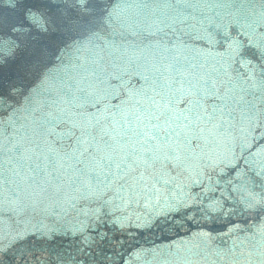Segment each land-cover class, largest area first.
Wrapping results in <instances>:
<instances>
[{
    "label": "snow or ice",
    "instance_id": "obj_1",
    "mask_svg": "<svg viewBox=\"0 0 264 264\" xmlns=\"http://www.w3.org/2000/svg\"><path fill=\"white\" fill-rule=\"evenodd\" d=\"M258 4L259 23L233 34L210 8L204 13L207 0L145 2L147 25L119 24L76 74L45 75L19 99L0 75V264L22 256L30 238L59 233L50 220L69 224L85 242L90 225L122 236L152 231L193 207L192 188L210 182L211 171L237 166L236 142L243 152L254 134L264 138V66L237 70L234 56L242 40L264 52V0ZM251 156L245 163L264 177V145ZM259 187L234 186L237 198L220 221L214 205L223 201L208 203L204 223L223 227L201 223L186 241L198 242L205 264H264ZM162 247L173 245L154 250ZM142 255L137 245L123 264Z\"/></svg>",
    "mask_w": 264,
    "mask_h": 264
},
{
    "label": "water",
    "instance_id": "obj_2",
    "mask_svg": "<svg viewBox=\"0 0 264 264\" xmlns=\"http://www.w3.org/2000/svg\"><path fill=\"white\" fill-rule=\"evenodd\" d=\"M145 2L151 4L154 0H0V75L8 86L14 87L19 99L29 85L45 75L65 71L76 74L92 47L101 38L112 36L119 24L133 29L147 25L151 17L150 9L141 7ZM258 6V0H207L203 11L208 13L210 8L218 22H227L233 34H237L245 25L259 23ZM234 56L237 70L241 63L264 66V52L249 47L243 40ZM261 132L264 133V127ZM250 140L251 148L245 147L243 152L236 142L237 166L222 165L223 171L210 172L211 181H205L203 186L207 187L206 192L203 187L192 188L196 194L193 207L181 209L178 216L173 213L161 218L152 231L122 236L114 228L108 230L99 225L98 231L93 232L90 225L85 233L90 238L85 242L83 236L69 230V224L60 221L57 225L50 220L52 227H59V233H49L51 239L30 238L23 245V255L12 260V264H123L137 245L143 250L138 264H205V257L196 247L198 242L186 241L190 232L204 223L210 212L208 203L223 201L222 206L214 205L220 211L213 219L220 221L237 198L234 186L247 185L250 190L261 191L259 186L264 185V177L256 175V165L245 163V159H254L251 152L264 145V138L254 134ZM238 172L241 174L237 175ZM189 214L194 220L187 219ZM237 219L242 225L246 223L245 217ZM174 221L176 230L159 231L166 222ZM204 226L213 230L223 227L221 223ZM100 230L107 231L109 238L101 239ZM119 239L124 240L123 245L117 243ZM177 244L181 246L177 248ZM158 245L173 247H162L156 252ZM4 264H8L7 260Z\"/></svg>",
    "mask_w": 264,
    "mask_h": 264
}]
</instances>
